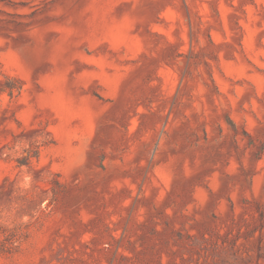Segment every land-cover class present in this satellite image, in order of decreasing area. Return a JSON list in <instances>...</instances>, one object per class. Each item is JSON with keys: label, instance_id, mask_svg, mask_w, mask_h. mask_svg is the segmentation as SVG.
Returning <instances> with one entry per match:
<instances>
[{"label": "rangeland", "instance_id": "374dc122", "mask_svg": "<svg viewBox=\"0 0 264 264\" xmlns=\"http://www.w3.org/2000/svg\"><path fill=\"white\" fill-rule=\"evenodd\" d=\"M0 264H264V0H0Z\"/></svg>", "mask_w": 264, "mask_h": 264}]
</instances>
